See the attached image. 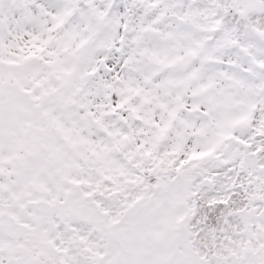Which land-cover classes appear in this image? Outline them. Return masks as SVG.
<instances>
[{
  "label": "snow or ice",
  "instance_id": "obj_1",
  "mask_svg": "<svg viewBox=\"0 0 264 264\" xmlns=\"http://www.w3.org/2000/svg\"><path fill=\"white\" fill-rule=\"evenodd\" d=\"M0 264H264V0H0Z\"/></svg>",
  "mask_w": 264,
  "mask_h": 264
}]
</instances>
